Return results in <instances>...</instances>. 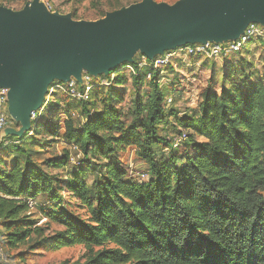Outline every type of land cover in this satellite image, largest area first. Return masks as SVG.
<instances>
[{
    "label": "trees",
    "instance_id": "obj_1",
    "mask_svg": "<svg viewBox=\"0 0 264 264\" xmlns=\"http://www.w3.org/2000/svg\"><path fill=\"white\" fill-rule=\"evenodd\" d=\"M233 56L242 57L241 52ZM221 74L219 92L207 87L192 115L179 116L173 98L165 105L169 94L161 86L132 76L130 84L151 90L143 100L137 94L130 123L98 99L105 90L98 88L89 102L75 103L83 115L78 126L68 117L60 125L54 108H48L31 135L4 138L0 246L15 250L32 235H42L29 210L30 203L46 198L40 216L61 230L45 248L81 246L91 254L84 264H264V73L226 58ZM123 80L118 74L109 87L120 89ZM7 126L17 125L8 119ZM180 131L188 132L187 139L173 148L171 139ZM39 133L82 156L73 165L64 150L62 157L45 162L53 171L70 168L64 189L80 203L82 216L57 203L59 180L49 178L29 155L22 161L14 153ZM126 148L146 166L143 179L111 157ZM89 153L106 162L101 182L91 186L85 177ZM27 255L35 254L18 258Z\"/></svg>",
    "mask_w": 264,
    "mask_h": 264
},
{
    "label": "water",
    "instance_id": "obj_2",
    "mask_svg": "<svg viewBox=\"0 0 264 264\" xmlns=\"http://www.w3.org/2000/svg\"><path fill=\"white\" fill-rule=\"evenodd\" d=\"M249 24L264 27V0H142L94 23L46 15L37 0L18 13L0 8V90H7L8 116L18 125L1 136L31 131V114L54 81L80 83L83 72L107 77L133 64L135 54L152 60L187 45L235 42Z\"/></svg>",
    "mask_w": 264,
    "mask_h": 264
},
{
    "label": "rangeland",
    "instance_id": "obj_3",
    "mask_svg": "<svg viewBox=\"0 0 264 264\" xmlns=\"http://www.w3.org/2000/svg\"><path fill=\"white\" fill-rule=\"evenodd\" d=\"M33 1L34 0H0V8L18 13L25 8L30 7ZM37 1L43 6L46 15L57 14L59 16H68L75 22L94 23L116 11L125 10L131 12L137 8L142 0L139 2H135L136 0ZM151 1L154 4L172 6L179 0ZM246 48H248L249 52L244 54ZM241 55L242 57L233 55L229 56L227 57V61L232 62L233 60H242L253 69L257 68V66L263 68L264 45L256 43H253V45L250 46L247 45L241 51ZM137 56L138 54H135L133 61ZM126 65L130 64L125 63L119 67ZM222 65L223 58L207 59L204 57H188L183 54H177L175 58L171 60L170 64L164 69L165 81L160 89L163 93H166L167 96L169 94V98H173V108L179 111V116L184 113L192 115L196 112L201 94L207 87L211 86L209 87L211 90L213 88L219 92V88L223 85L221 74ZM131 78V75L125 74L123 85H121L122 87H120V89L112 90L111 87H105V90L102 91L101 95L98 97L104 105L114 106L126 123H130L132 120L133 104L137 94L140 95L142 99V97L144 98L145 94L151 90L148 85L138 86L130 84L129 79ZM48 108H54V120L60 125L63 124L67 117L71 118L77 126L81 123L83 115L80 110V105H75V103L71 102L64 96H56L54 101H50L47 109ZM45 113L41 116L40 120L47 115ZM12 128L17 129L18 125ZM161 131H163V133L164 131L167 132L165 128H162ZM183 132L186 133L185 131ZM18 147L23 151H18ZM17 148L14 153L19 156L22 161L24 160L25 154L29 155L34 163L43 166V170L47 172L49 178L59 180L56 189L58 188L62 191L58 193L59 200L57 203L64 205L67 211L75 212L79 216H82L84 212L82 211V208L79 207L80 203L71 197L64 189L65 183L72 176L70 168L65 166L63 169L53 171L52 168L45 165L47 160L62 157L64 150H68L74 160H78L79 158L82 159V156H79L80 154H78V152L72 147L69 148L65 146L60 139L51 138L43 133L37 134L33 137V140H24L17 146ZM111 157L116 158L119 163L129 168L135 175L140 176L142 173L146 172V166L137 158L136 152L133 148H126L123 151L116 150ZM105 163V159L102 157L93 156L91 153L86 156L85 164L88 168L85 177L88 186H91L92 182H95L96 180L101 182L102 178L99 174ZM47 202V199L44 198L37 199L36 203H33V205L30 203L32 205H30L29 210V214H31L30 220H33L36 223V227L43 230L42 235H32L29 241L25 242L15 250L7 249L1 244L0 264H84L89 259L91 254L81 246L65 248L58 251H52L51 249L45 248L53 234H56L61 230L56 225L47 223L40 216L38 208L47 204ZM36 246H39L38 249L32 251ZM29 253L35 255H27L24 258H18L22 254L26 255Z\"/></svg>",
    "mask_w": 264,
    "mask_h": 264
},
{
    "label": "built area",
    "instance_id": "obj_4",
    "mask_svg": "<svg viewBox=\"0 0 264 264\" xmlns=\"http://www.w3.org/2000/svg\"><path fill=\"white\" fill-rule=\"evenodd\" d=\"M253 43L264 45L263 26L258 24H249L244 30V33L235 42L222 44L206 43L187 45L174 51L166 52L162 56H157L152 60H148L146 57L138 55L133 61V64L121 66L117 68V70L111 72L112 74L110 73L107 77L100 76L93 78L89 74L83 72L81 74L80 83L76 82L74 79H71L67 83L54 81L47 88V93L45 95L42 107L37 112L31 114V131L28 132V134H32V131L40 121L41 116L47 112V107L50 101H54L58 95L64 96L73 103L89 102L91 93L95 89L109 87L112 84L114 77L118 74H128L134 77H143L145 82L153 81L160 87L165 81L164 69L170 64L171 60L174 59L177 54H183L184 56L197 58L204 57L207 59H226L233 54L240 53L245 46ZM6 94L7 90H0V144H3L4 146L8 145V142L4 141V138L6 137L1 136V132L5 128H11L7 126L8 119H10V117L6 111ZM171 103L172 98L168 97L165 99L166 106H170ZM186 139L187 134L183 131H180L178 134L172 137L170 144L173 148H177L183 142H185ZM72 164L77 165L76 160H72ZM139 177L143 179L144 175H140Z\"/></svg>",
    "mask_w": 264,
    "mask_h": 264
},
{
    "label": "crops",
    "instance_id": "obj_5",
    "mask_svg": "<svg viewBox=\"0 0 264 264\" xmlns=\"http://www.w3.org/2000/svg\"><path fill=\"white\" fill-rule=\"evenodd\" d=\"M253 45V44H252ZM249 48V47H248ZM263 68H260V67H258L257 66V68H254V70H256L257 72H258V74H263L264 73V66H262ZM259 68V69H258ZM258 69V70H257ZM261 70V71H260ZM197 110H198V107H197ZM197 110H196V112H197Z\"/></svg>",
    "mask_w": 264,
    "mask_h": 264
}]
</instances>
